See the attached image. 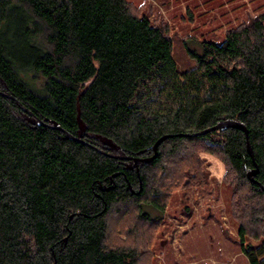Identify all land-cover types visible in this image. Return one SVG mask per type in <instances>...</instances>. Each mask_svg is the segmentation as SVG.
<instances>
[{
	"label": "trees",
	"instance_id": "1",
	"mask_svg": "<svg viewBox=\"0 0 264 264\" xmlns=\"http://www.w3.org/2000/svg\"><path fill=\"white\" fill-rule=\"evenodd\" d=\"M263 22L180 71L168 26L126 0H0V264H153L172 193L206 184L200 152L225 165L241 248L264 264ZM226 120L253 158L238 127L199 134ZM163 136L151 162L117 158Z\"/></svg>",
	"mask_w": 264,
	"mask_h": 264
},
{
	"label": "rangeland",
	"instance_id": "2",
	"mask_svg": "<svg viewBox=\"0 0 264 264\" xmlns=\"http://www.w3.org/2000/svg\"><path fill=\"white\" fill-rule=\"evenodd\" d=\"M152 22L168 26L180 71L193 65L187 51L198 43H220L228 30L264 15V0H126ZM264 23V22H263ZM189 39V40H188ZM206 184L174 190L148 252L153 264H250L243 253L238 224L231 213L232 187L226 167L215 155L200 152ZM150 216H159L145 208ZM245 246L255 249L256 241ZM264 261V255L259 257Z\"/></svg>",
	"mask_w": 264,
	"mask_h": 264
},
{
	"label": "water",
	"instance_id": "3",
	"mask_svg": "<svg viewBox=\"0 0 264 264\" xmlns=\"http://www.w3.org/2000/svg\"><path fill=\"white\" fill-rule=\"evenodd\" d=\"M0 95H2V96H4V97H7V98H10V99L13 100V98H12L11 96H9V95H7V94H5V93H3V92H0ZM24 110H25V112H26L27 114H29L31 117H33L34 119H36L35 116H34L33 114H31L30 112H28L26 109H24ZM36 120H37V119H36ZM37 121H38V123H39L40 125H44L43 123L39 122V120H37ZM230 127H238L241 131L244 132V134H245V139H246V145H247V147H248V151H249V153H250V156L253 158V154L251 153V150H250V143H249V138H248V131H247L246 127H245L244 125H242L241 123H236V122L231 121V120L221 121V122H219L216 126H214L213 128L208 129L207 131H204V132L199 133V134L202 135V134H205V133H208V132H211V131H219V130L224 131V130L230 128ZM52 128H54V129H58L57 127H52ZM167 138H169V136H163V137H161V138L155 143V145H154V147H153L154 155H153V157H151V158H149V159H135V158H131V157H117V158H119L120 160H130V161H133V162L135 163V165H136L138 162H143V163L151 162V161H153V160L156 158V156H157V148H158V146H159L163 141H165ZM73 139H74L75 141H79L78 138H73ZM79 142H80V141H79ZM257 172H258L257 169H256L255 172H253L252 174H250V172H247V179H248L249 181L253 182V183L258 184V183L254 180V178H253V176H255V175L257 174ZM258 185H259V187L264 191V187L261 186L260 184H258Z\"/></svg>",
	"mask_w": 264,
	"mask_h": 264
}]
</instances>
